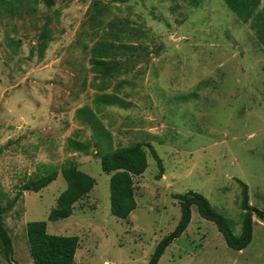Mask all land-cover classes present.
Returning <instances> with one entry per match:
<instances>
[{"label":"rangeland","instance_id":"374dc122","mask_svg":"<svg viewBox=\"0 0 264 264\" xmlns=\"http://www.w3.org/2000/svg\"><path fill=\"white\" fill-rule=\"evenodd\" d=\"M256 7L244 23L223 0H55L52 7L0 0V198L4 208L18 198L3 215L13 262L0 250V264H33L25 228L39 221L48 234L79 238L74 264H147L180 218L173 195L188 191L202 194L238 235L237 180L247 185L249 205L264 211V42L254 25L264 0ZM97 49L108 68L93 62ZM102 94L127 107L96 108ZM84 108L111 135L112 149L140 144L146 152L147 168L134 177L137 208L126 220L110 214V176L95 157L105 138L78 112ZM69 139L89 149L75 151ZM148 144L161 159L160 179ZM66 164L95 185L69 218L48 222L66 189ZM55 170L39 192L23 190ZM252 219L251 243L234 251L191 207L186 231L158 264H264V223Z\"/></svg>","mask_w":264,"mask_h":264},{"label":"trees","instance_id":"16d2710c","mask_svg":"<svg viewBox=\"0 0 264 264\" xmlns=\"http://www.w3.org/2000/svg\"><path fill=\"white\" fill-rule=\"evenodd\" d=\"M47 7H52L55 0H41ZM232 12L241 21H247L253 14L252 10L258 6V0H223ZM263 14V12H262ZM260 18L263 24L259 25V20L254 22L257 27L259 39L264 42V14L263 18L257 13L256 18ZM262 18V19H261ZM255 20V18H254ZM112 44L101 43V49L106 51ZM97 49L94 54L100 59L93 60L94 63L108 68V65L101 58H106V54ZM187 99V96L185 97ZM96 108L102 103L118 104L123 108L127 103L122 102L118 96L102 94L94 99ZM78 112L86 113L89 117L92 129L105 138L103 145L97 146L95 157L100 160V167L103 173L110 176L109 179V210L112 216L126 220L137 208L135 200L134 177L141 176L147 168V155L143 146L133 144L130 146H120L112 149L111 135L94 118V113L86 108L79 109ZM69 146L75 151L85 152L89 149V144L69 139ZM150 155L157 165V179L163 174V165L155 149L148 144ZM62 178L66 183V189L59 194L55 207L49 212L47 221L55 222L69 218L74 209V205L83 199L93 190L95 180L76 166L66 164L60 169ZM57 171H52L23 185V190L39 192L57 177ZM240 187V209L242 211L241 232L238 236L233 233L228 220L220 213L216 212L209 201L200 193L188 191L184 194H175L173 198L178 201L180 208V218L168 235L164 236L154 248L147 264H158L168 246L180 238L186 231L191 221V207H195L198 215L211 223H214L221 234L226 246L234 251L244 250L252 241L253 219L264 223V211L255 209L249 205L248 188L243 182L237 180ZM17 197L9 201L5 208L2 206L0 198V250L7 261L13 262L11 239L5 228L3 215L12 209ZM26 237L30 256L33 264H74L75 253L79 247L77 236L51 235L47 233V223L45 221L30 222L26 224Z\"/></svg>","mask_w":264,"mask_h":264},{"label":"crops","instance_id":"0c3cea01","mask_svg":"<svg viewBox=\"0 0 264 264\" xmlns=\"http://www.w3.org/2000/svg\"><path fill=\"white\" fill-rule=\"evenodd\" d=\"M47 227H48V225H47ZM240 232H241V228H240ZM239 234H240V233H239ZM239 234H238V235H239ZM235 235H236V234H235ZM238 235H236V236H238ZM75 256H76V253H75Z\"/></svg>","mask_w":264,"mask_h":264}]
</instances>
